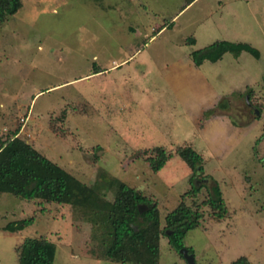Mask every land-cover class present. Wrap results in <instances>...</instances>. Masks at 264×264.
<instances>
[{
	"label": "rangeland",
	"instance_id": "rangeland-1",
	"mask_svg": "<svg viewBox=\"0 0 264 264\" xmlns=\"http://www.w3.org/2000/svg\"><path fill=\"white\" fill-rule=\"evenodd\" d=\"M21 3L0 26L2 138L19 127L20 139L82 183L97 181L98 193L112 200L114 184L96 180L105 171L155 201L161 227L191 187V170L175 155L190 140L203 155V175L210 177L205 185L218 184L228 215L215 221L202 207L185 248L195 264L240 258L264 264V0H199L177 16L184 0ZM162 25L169 28L157 33ZM189 37L194 45L185 43ZM216 41L248 44L260 58L227 53L215 64L205 61L196 74L220 93L217 105L227 106L206 109L204 116L214 113L205 118L223 114L239 136L231 149L213 153L198 134L190 136L194 125L170 80L188 79L183 60ZM159 147L173 157L154 173L146 159ZM207 196L204 187L196 201ZM29 218L33 223L23 230L4 231ZM39 237L55 245L53 264H121L95 259L91 225L69 206L1 194L0 264H18L16 248ZM159 264H187L164 236Z\"/></svg>",
	"mask_w": 264,
	"mask_h": 264
},
{
	"label": "trees",
	"instance_id": "trees-1",
	"mask_svg": "<svg viewBox=\"0 0 264 264\" xmlns=\"http://www.w3.org/2000/svg\"><path fill=\"white\" fill-rule=\"evenodd\" d=\"M195 0H184L186 8ZM21 0H0V26L21 8ZM169 28L162 25L158 31ZM195 42L193 37L185 40L188 45ZM255 59L260 58L258 50L248 44L216 41L200 50L192 51L189 56L196 67L205 61L216 63L225 54L234 59L242 53ZM249 106L261 110L251 103V95L246 96ZM221 102L216 108L226 109ZM207 112V115L213 114ZM19 127L12 137L1 143L0 149V195L10 194L23 201H39L47 204L67 205L79 215L81 220L91 225L92 238L97 241L94 251L96 260H106L121 264H159V245L162 236L167 238L169 247L176 251L185 248L183 239L186 232L199 226L203 218L202 207H208L211 218L221 221L228 215L221 191L216 182L208 188L205 185L210 177L203 175V157L190 145L178 147L175 155L185 162L191 170V187L180 197L178 206L164 218L161 227L157 203L142 192L129 187L105 171H99L96 180L104 185L114 184L116 193L112 200L101 196L97 181L92 186L82 183L67 171L44 157L40 152L18 137ZM146 162L152 172L160 171L173 153L163 148L149 152ZM208 191L207 199L196 201L202 188ZM190 204H186V201ZM146 206L139 212V206ZM264 212V207L262 208ZM33 223V218L9 223L4 231L15 233ZM189 253L192 251L187 248ZM18 264H53L55 245L45 238H26L16 248ZM181 256V255H180ZM182 257V256H181ZM232 264H250L240 258Z\"/></svg>",
	"mask_w": 264,
	"mask_h": 264
},
{
	"label": "crops",
	"instance_id": "crops-1",
	"mask_svg": "<svg viewBox=\"0 0 264 264\" xmlns=\"http://www.w3.org/2000/svg\"><path fill=\"white\" fill-rule=\"evenodd\" d=\"M198 1L199 0H195L189 6H193ZM182 11L183 10L180 9L176 16ZM164 29L166 28L162 30ZM194 40L196 42L195 38ZM188 58L190 61H188V59L183 60V69H186V76L188 79H172L170 83L185 115L194 125V131H191L190 136L195 133L198 134L213 153L223 151L224 148L228 149V146L231 149L234 147L235 143H238L239 136L236 133V129L232 126L230 118L223 114L207 118L204 117V111L206 109L207 111L209 109H216L220 93H217L216 90L207 83L208 80L206 77L201 78L196 76V74H201L200 70L204 63L200 67H196L190 56H188ZM226 135H228V137ZM188 143V145L193 147L192 145L194 144L190 142V140Z\"/></svg>",
	"mask_w": 264,
	"mask_h": 264
},
{
	"label": "water",
	"instance_id": "water-1",
	"mask_svg": "<svg viewBox=\"0 0 264 264\" xmlns=\"http://www.w3.org/2000/svg\"><path fill=\"white\" fill-rule=\"evenodd\" d=\"M247 101V98H246ZM254 112L256 115H259V112L257 110L254 109ZM139 212H143L146 209V206H139ZM180 255L185 259L187 264H195L194 262V256L189 253V251L186 248H183L179 251Z\"/></svg>",
	"mask_w": 264,
	"mask_h": 264
},
{
	"label": "built area",
	"instance_id": "built-area-1",
	"mask_svg": "<svg viewBox=\"0 0 264 264\" xmlns=\"http://www.w3.org/2000/svg\"><path fill=\"white\" fill-rule=\"evenodd\" d=\"M4 141H6V139H3L2 135H0V149H1V143H3Z\"/></svg>",
	"mask_w": 264,
	"mask_h": 264
}]
</instances>
